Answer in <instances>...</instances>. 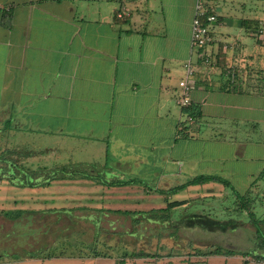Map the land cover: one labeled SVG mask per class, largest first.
Listing matches in <instances>:
<instances>
[{
	"label": "crops",
	"instance_id": "obj_1",
	"mask_svg": "<svg viewBox=\"0 0 264 264\" xmlns=\"http://www.w3.org/2000/svg\"><path fill=\"white\" fill-rule=\"evenodd\" d=\"M196 2L0 0V115L11 121L13 144L40 152L34 160L42 166L91 164L108 180H154L171 188L198 175L232 184L259 178L264 0H209L218 17L210 65L192 46ZM123 7L130 16L121 19ZM189 60L197 68L189 85L200 113L193 126L177 104ZM57 183L82 185L79 191L88 196L111 191L87 179L51 184ZM212 183L204 189H214ZM32 208L24 210L47 217L67 207L47 202ZM0 264H264V258L64 254L0 258Z\"/></svg>",
	"mask_w": 264,
	"mask_h": 264
},
{
	"label": "rangeland",
	"instance_id": "obj_2",
	"mask_svg": "<svg viewBox=\"0 0 264 264\" xmlns=\"http://www.w3.org/2000/svg\"><path fill=\"white\" fill-rule=\"evenodd\" d=\"M3 115H0V129L4 128ZM264 127L257 131V135L262 137ZM0 134V145L6 146V139ZM21 140V137H19ZM26 139V138H24ZM34 138H29L32 140ZM29 142V141H28ZM260 171V170H257ZM258 173V172H257ZM64 180V179H59ZM240 181V182H239ZM255 181V180H254ZM253 180H247L246 177L233 184L237 191L245 193L252 188ZM205 185V184H204ZM214 189L205 190L202 186H192L186 191L169 195L164 190L168 186H159L154 180L143 183L127 184L124 186H108V191L102 196H88L87 191L81 193L82 185L57 183L42 187H21L9 180H0V209L24 210L34 209L32 207H44V203H50L51 206L67 207L64 209H73L74 214L85 216L100 215L101 211L111 210H129V211H149L154 208L167 206L169 201L175 200H208L209 202H222L223 208L231 201L226 196L231 194L226 191L223 184L214 182ZM80 187V188H79ZM171 188L174 186H170ZM208 193V194H206ZM214 193L215 195H213ZM253 196H256V211L264 215V180H259L253 186ZM54 203V205H52ZM98 206L97 209H88L84 207L87 204ZM78 205H82L77 208ZM95 208V207H94ZM182 208H186L182 207ZM88 209V210H87ZM179 212V211H178ZM56 216L43 217L33 216L31 220L33 226L20 225L15 227L12 220L0 214V257L3 259H13L9 255H25L39 247H56L65 244L66 249L44 250L39 256L45 257L52 253H65L66 255H85L93 251V244H99L102 251L115 253L117 255L123 252H132L133 250H145L151 253L160 254H178L193 251L197 248H208L212 245H221L223 247L248 251L255 249L254 241L250 239L252 229L248 224L241 225L238 230H216L211 231L191 224L162 225L149 223L145 220L143 224L134 225L131 217L110 213L102 217L101 232L94 231V225L89 220H76L64 216L59 221H54ZM82 219V218H81ZM84 219V218H83ZM55 222V223H53ZM19 224V223H18ZM37 228L35 230L34 228ZM137 233L136 236L131 233ZM61 239V241H59ZM66 238L78 244L80 248L68 244ZM93 243V244H92ZM104 243L112 248H104ZM41 250V251H42ZM35 252L39 253V250ZM17 253V255H16ZM2 255V256H1Z\"/></svg>",
	"mask_w": 264,
	"mask_h": 264
},
{
	"label": "trees",
	"instance_id": "obj_3",
	"mask_svg": "<svg viewBox=\"0 0 264 264\" xmlns=\"http://www.w3.org/2000/svg\"><path fill=\"white\" fill-rule=\"evenodd\" d=\"M188 112L192 113L198 118L200 113L193 107L188 109ZM11 121H6L4 123V128L0 129V134L6 139V146L0 145V180H9L11 183L21 186V187H42L51 185L53 181L59 179H87L93 180L102 185L108 186H124L127 184L138 183L140 180H122L119 178L106 179L103 172L96 168V166L84 163H68L65 165L57 167L42 166L34 159L41 156L40 152L33 151L25 146L14 145L11 137L9 136V126ZM1 136V138H2ZM264 178V171L259 175L254 181L253 186L260 180ZM209 182H218L225 186L226 191H228L231 196H226L231 202L223 208L222 202L214 203L208 200H176L169 201L167 198V206L159 209H151L149 211H129V210H111L101 211L100 215L93 216H82L91 221L94 225V231L101 232V222L103 216H108L110 213L122 214L131 217L134 221V225L143 224L142 220L149 223L162 224V225H174L187 224L191 226H199L211 231L216 230H238L241 225L248 224L252 229V235L250 239L254 241L256 247L248 251H238L223 247L221 245H212L208 248H197L191 253L197 254H227L235 255L241 254H259V257L264 258V215H260L257 209L256 196H253V186L245 193H241L236 190L234 185L230 180L222 176L217 175H198L187 182L164 190L169 195H175L187 190L192 186H202ZM146 183V182H143ZM186 208H182L185 207ZM179 211V212H178ZM49 213H54L56 216V221L61 220L64 216L81 219L79 216L74 214L73 209H56L49 210ZM0 214L4 215L6 218L14 221V226L20 227V225L33 226L34 222L31 218L36 214V212H28L25 210H0ZM19 223V224H18ZM33 224V225H32ZM37 230V228H34ZM132 235L136 236L137 233L132 232ZM60 238L59 241H61ZM69 242L68 244L74 245L75 248H80L78 244H75L66 238ZM103 242V241H102ZM99 244H103V243ZM93 244V243H92ZM98 244V245H99ZM97 244H93V251L88 254V256H115L117 254L111 252L107 253L102 251L101 247ZM100 246V245H99ZM66 249L65 244L57 245L56 247H39L34 251H31L25 255L15 256L14 254L9 255L10 258H23V257H36L39 256L44 250H56V249ZM104 248H112V246L104 243ZM44 249V250H42ZM39 250L40 252H35ZM42 250V251H41ZM63 251L59 254L52 253L47 255L48 257L64 255ZM125 255L131 256H160V253H151L145 250H133L132 252H123ZM173 254V253H169ZM181 254V253H178ZM17 255V253H16ZM2 256V255H1ZM1 258V257H0ZM3 259V258H1Z\"/></svg>",
	"mask_w": 264,
	"mask_h": 264
},
{
	"label": "built area",
	"instance_id": "obj_4",
	"mask_svg": "<svg viewBox=\"0 0 264 264\" xmlns=\"http://www.w3.org/2000/svg\"><path fill=\"white\" fill-rule=\"evenodd\" d=\"M117 16L123 19L129 17L130 12L127 8L123 7ZM217 18V14L211 8L209 0H197L195 5V16L192 24V46L201 53L203 63L206 65H210L212 60L209 47L214 41L212 26ZM258 32L260 35H264L263 29H260ZM185 70L186 76L179 83L181 92L180 96H178L177 104L181 109L186 111V124L193 126L197 122V117L188 112V109L193 107V98L189 80L196 75L197 68L192 60H189L185 64Z\"/></svg>",
	"mask_w": 264,
	"mask_h": 264
}]
</instances>
